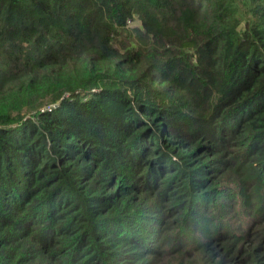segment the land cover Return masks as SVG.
Here are the masks:
<instances>
[{
  "label": "trees",
  "instance_id": "trees-1",
  "mask_svg": "<svg viewBox=\"0 0 264 264\" xmlns=\"http://www.w3.org/2000/svg\"><path fill=\"white\" fill-rule=\"evenodd\" d=\"M0 264H264V0H0Z\"/></svg>",
  "mask_w": 264,
  "mask_h": 264
},
{
  "label": "rangeland",
  "instance_id": "rangeland-1",
  "mask_svg": "<svg viewBox=\"0 0 264 264\" xmlns=\"http://www.w3.org/2000/svg\"><path fill=\"white\" fill-rule=\"evenodd\" d=\"M134 24H136V22H134Z\"/></svg>",
  "mask_w": 264,
  "mask_h": 264
},
{
  "label": "built area",
  "instance_id": "built-area-1",
  "mask_svg": "<svg viewBox=\"0 0 264 264\" xmlns=\"http://www.w3.org/2000/svg\"><path fill=\"white\" fill-rule=\"evenodd\" d=\"M55 105V104H54Z\"/></svg>",
  "mask_w": 264,
  "mask_h": 264
}]
</instances>
